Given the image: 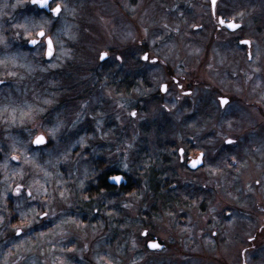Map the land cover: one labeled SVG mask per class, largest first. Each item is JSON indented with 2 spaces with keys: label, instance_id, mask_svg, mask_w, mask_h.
Wrapping results in <instances>:
<instances>
[{
  "label": "flooded vegetation",
  "instance_id": "flooded-vegetation-1",
  "mask_svg": "<svg viewBox=\"0 0 264 264\" xmlns=\"http://www.w3.org/2000/svg\"><path fill=\"white\" fill-rule=\"evenodd\" d=\"M137 1L132 0L131 5H137ZM148 3L152 10L165 8L167 18L162 22H167L164 24L167 28L163 25L161 31L155 30L149 44L140 42L138 51L129 53L137 65L146 66L142 71L137 69L138 76L131 83L121 81V67L116 71L119 76L115 80L122 93L136 91L132 93L135 103L132 111L137 113L148 104L149 108L161 107L163 115L145 118V124L138 130L117 127L111 141L104 135L97 136L101 137L99 144L91 142L86 151L94 147L101 155L115 154L117 160L107 163V156L103 155L95 166H84L81 195L74 188V179H69V185H61L67 189L65 195L72 202L70 208H75L87 224L88 233L97 230L96 227L107 229L110 238L105 244L109 249L118 250L119 263L130 249L128 238L131 234L137 236L140 230L135 251L139 255L144 252L149 263L160 259L157 264H234L226 262L227 259L220 263L212 259L209 252L228 250L229 258L233 255L229 250L236 251L238 246L240 257L238 259L235 252V264H246L249 253H264V240L260 242L264 236V150L261 154L255 152L254 143L249 141V136L259 126L264 133V7L258 0H216L214 7L212 0H150ZM255 10H263V13L254 14ZM192 17L200 23L191 21ZM220 19L225 21L223 25ZM229 21L240 27L229 29ZM150 22H154V18ZM191 24L192 32H200L197 38L190 39L187 34ZM151 27L156 28L155 24ZM5 36L7 42L12 40L11 34ZM245 40L250 43L241 44ZM189 46L194 51H202L205 59L200 68L188 65ZM145 54L149 61L141 59ZM99 57L98 62L103 64L108 55L102 61ZM37 59H41L42 64L50 61L42 54H38ZM116 62L122 61L116 57ZM53 71L52 75L57 77L53 78L60 79ZM88 72L92 77L91 68ZM46 76L53 80L51 74ZM63 77L61 85L66 86L65 75ZM48 79L35 85L42 95L49 92V88H55L45 84ZM0 81H3L0 87L6 83ZM237 81L248 92L239 91ZM161 85H167L166 92L161 91ZM27 95L29 93L25 100ZM220 98L228 101L223 107ZM4 103L0 100V105ZM140 104L142 106L138 107ZM236 105L250 109L261 122L250 113L243 117L234 114ZM13 137L25 142L30 140L28 136L24 139L22 128L15 132L0 130V164ZM229 138L235 143L226 144L225 140ZM51 143L50 140L45 150L53 147ZM180 149L184 150V156ZM201 152L204 153L203 164L190 167L188 161ZM37 159L44 164L42 153ZM9 163L15 165L16 162ZM47 170L54 173L53 179L47 180L46 184L51 207L60 213L58 190L61 185L56 181L61 182V169L58 166L53 170L49 166ZM114 174L124 177L119 185L108 179ZM70 175L75 177V172ZM5 176L9 177L6 183ZM43 177L39 179L41 184L45 183ZM19 181L20 177H12L11 168L0 167V191ZM23 182L26 185L30 182L27 175ZM79 183L78 180L76 185ZM85 196L88 199H84ZM15 203L13 198L9 212ZM157 218L164 219V225L167 220L163 233L151 230L155 227L153 220L156 223ZM47 223L45 221L42 227ZM127 227L135 232L130 229L126 232ZM13 237L14 233L5 229L4 235H0V247L12 250ZM150 241L160 246L150 248ZM176 250L174 260L171 255ZM195 250H202L205 256L190 258V251ZM78 260L73 263L90 264L91 259ZM5 261L0 259V263Z\"/></svg>",
  "mask_w": 264,
  "mask_h": 264
},
{
  "label": "rangeland",
  "instance_id": "rangeland-1",
  "mask_svg": "<svg viewBox=\"0 0 264 264\" xmlns=\"http://www.w3.org/2000/svg\"><path fill=\"white\" fill-rule=\"evenodd\" d=\"M19 2L20 4L13 8L12 5L17 4L18 0H0V36L12 35V40L8 42L11 47L5 49L0 46V59L4 55L15 54L18 57L15 64L8 63L7 66L0 64V80L6 81L0 87V100L5 102L4 105H0V130L15 132L22 128L25 135L24 139L27 140L30 133L44 132L47 135L48 128H56L54 137L50 139L51 144H53L50 146L53 147L44 149L40 153H42L44 160L54 159L59 153L75 145L70 158L58 166L61 169L60 179L63 185H69V179L70 181L74 179L77 184L78 180L79 182L83 180L82 175L86 172L84 166H95L104 156H107V163L117 160L115 154H103V156L94 147L86 151L93 142L99 144L101 137L99 139L97 136L104 135L111 141L114 139V129H117V127L130 131L133 129L138 130L145 124V118L163 115L161 107L151 106L149 108L147 104L144 109L137 108V116L131 118L129 113L135 108L132 93L135 94L136 91L122 93L121 90H118L116 85L118 80L115 79L119 76L116 71L122 67L121 81L131 83L133 78L138 76L137 69L142 71L146 67L142 64L137 65L130 58L129 53H136L140 42L149 44L151 35L155 33V30L157 32L162 30V26L167 23L162 22L167 18V11L164 10L165 8L157 11L152 10L148 3L150 0H138L137 5H131L132 0H60L67 6L68 11L63 13L61 18L54 19L48 26L49 33L59 38L60 43L55 47V53L59 58L42 64L43 61L37 59V51L29 50L26 47L23 41V31L12 27L14 24L24 23L25 17L36 15V10L29 4V0H19ZM258 2H262V7H264V0H258ZM262 13L263 10L254 11V14L260 15ZM152 18H154V22H150ZM195 19L192 17L191 21L200 23ZM151 24H155L156 28L151 27ZM192 26L193 24L188 27L187 33L190 39L197 38L200 34L198 31L192 32ZM65 27H68V36H65L62 31ZM166 28L167 25H164V29ZM17 31L21 32L20 39L15 38ZM152 40L155 41L156 38H152ZM188 48V65L200 68L205 59L202 51H194L190 46ZM62 49L68 50V54L64 55ZM100 52L108 55L103 64L98 62ZM116 57L121 58L122 62L120 64L116 62ZM52 62L57 66L54 68L48 67V64ZM21 64L31 65V70L20 67ZM214 65L216 64L214 63ZM90 68L92 69L93 78L88 76L90 72V70L88 72V69ZM53 70L60 79L53 78ZM9 71L16 72V75L9 77L7 75ZM58 71L60 72L58 73ZM50 74L53 80L47 78L46 75ZM64 75L66 86L61 85ZM45 79L49 80L45 84L55 88H49V92L46 91L42 95L41 89H35V85ZM136 83H138L137 79ZM236 87L239 91L248 92L241 88L239 81H237ZM135 88L138 89L139 87L136 86ZM28 93L29 95L25 100ZM242 94L246 96L245 93ZM238 98L245 99L242 96H238ZM45 100H50L51 103H43ZM27 105L33 107L34 115L31 120L26 119L21 124L20 110H27ZM118 105L122 106L118 107ZM140 106L142 105L140 104L138 107ZM14 108L16 109L15 124L11 123ZM4 109H7V111H4ZM36 109H43V111H36ZM233 113L242 117L248 116L250 113L257 121L261 122L260 117L252 114L250 109L243 105H236ZM97 120L101 122L99 131H97ZM73 121H76V123L73 124ZM148 121L151 122L149 119ZM82 136L86 138L87 147L85 148H81L77 144ZM249 141L254 143V151L261 154L264 150V133L261 126L256 128L249 136ZM8 151L5 150V153H8ZM123 161L126 164V161ZM41 166H44V164ZM25 171L30 179L29 183L33 180H39L40 176L43 175L42 173L40 175L41 171L39 172V169H34L31 166H26ZM74 172L75 177L70 175ZM52 177H48L47 180H52ZM44 179L45 177L42 178V181ZM65 179H67L66 183ZM76 184L74 188L81 195L82 192ZM33 190L35 191V185ZM67 200H60L59 211L73 217L79 222V225L77 223L63 225V231L66 233L63 239L59 236L49 235L37 240L35 235L32 234L31 243L26 242L22 249L13 247V243H18L13 237L11 240L12 250L0 247V259L6 260L0 264H61V261L65 259L67 264H74V260H81V258L85 260L86 257L91 259L90 264H157L160 261V259H153L149 263L144 252H142V255L137 254L135 246L139 243L137 236L140 230H138L137 236L131 234L128 238L130 249L125 252L122 257L123 261L119 263L120 254H118V250L109 249L110 247L105 244L110 238L107 229L101 230L96 227L97 230L88 233L87 224L81 220L80 214H77L75 208H70L72 206L71 200ZM144 205L142 203V206ZM158 220L157 218L156 223L153 220L155 227L151 230L155 233H163L166 229L167 220L165 225L164 219ZM42 226L40 225V227ZM129 229L135 232L134 229L128 227L126 232ZM102 233L103 235H101ZM262 240H264V236L260 238V242ZM64 248H73L75 251L73 253L61 251ZM10 251L11 255H5ZM177 252L178 250L171 255L174 260ZM229 252L233 253L232 257L229 258L228 250H214L209 253L212 259H217L220 263H224L227 259L226 262L235 264V252L239 259L240 249L237 246L236 251L230 249ZM103 253L104 257H101ZM263 254L258 255L255 251L249 253L246 264H264ZM203 256L205 254L202 250L190 251V258Z\"/></svg>",
  "mask_w": 264,
  "mask_h": 264
},
{
  "label": "snow or ice",
  "instance_id": "snow-or-ice-1",
  "mask_svg": "<svg viewBox=\"0 0 264 264\" xmlns=\"http://www.w3.org/2000/svg\"><path fill=\"white\" fill-rule=\"evenodd\" d=\"M29 3L33 8L37 10V14L31 17H25V22L20 24L12 25L13 28L20 29L23 31V41L24 43L32 50L37 51L38 54H42L43 58H47L48 60H55L59 57L55 53V47L60 43L58 36H54L49 33V25L52 23L54 19H58L62 17V14L67 12V6L60 2V0H29ZM216 0H212L213 7L215 6ZM18 4H20L19 0L17 4H13L12 7L15 8ZM242 15V13L240 14ZM222 25L225 23L223 19L219 21ZM227 27L229 29L235 30L240 27L239 24L229 21L227 23ZM63 34L65 36L69 35L68 27L62 29ZM16 39L21 38V32L17 31L15 34ZM249 41H241V44L248 45ZM0 46L7 49L11 47V45L7 42V37L0 36ZM64 55L68 54V50L62 49ZM107 56V53H101V60H104ZM117 59H121L117 57ZM141 59L145 61H149V57L147 54L143 55ZM249 59H251V53L249 54ZM18 61V57L13 55H4L2 59H0V64L7 66L8 63L15 64ZM152 63H155L153 60ZM57 65L52 62L48 64V67H56ZM20 67L27 68L31 70V65L29 64H21ZM42 71L44 69H41ZM9 77H14L16 72L9 71L7 72ZM3 83V81H0ZM161 91H167V85H161ZM45 104L51 103L50 100L43 101ZM228 101L225 98H220L221 107L225 106ZM122 105H118L121 107ZM27 110H20V123L23 124L24 121L31 120L34 111L31 105H27ZM83 107V106H82ZM7 111V109H4ZM36 111H43V109H36ZM16 109L12 110L11 115V123L15 124ZM129 115L133 118L137 116L135 111H131ZM76 121H73L75 124ZM97 131L100 130L101 122L97 120ZM58 127V126H57ZM56 128H48L47 135L44 132H34V134L30 133V140L21 141L19 138L13 137L12 143L9 145V151L4 156L2 164L0 167H3L5 170L11 168L12 169V177H20V181L16 182L14 186L8 185L4 188V190L0 191V235H4V230L8 229L10 232L14 233V238L18 243H13V247L17 249H22L23 245L27 243H31L32 234L35 235L37 240L42 239L46 236L53 235L59 236L63 239L66 236V233L63 231V225L68 223H77L79 222L75 220L73 217L68 216L66 213L57 211L51 207V199H49L48 195V187L47 178L52 176L54 173L47 170L50 166L53 170L57 169L58 165L63 162H66L71 154L75 145L69 147L66 151L59 153L54 159L50 158L44 161V166H41L37 157L40 154V150L47 148L50 139L54 137ZM225 143L231 145L235 143L233 140L226 139ZM77 144L81 148L87 147L86 138L80 137ZM181 156H184V150L180 149ZM79 155V153H78ZM9 161L16 162L15 165L9 163ZM204 161V153H200L195 159H190L188 161L189 166L196 168L201 166ZM235 163V160H233ZM26 166H31L34 169H39L43 173L45 177V183L41 184L39 180H33L31 183L27 185L23 182L25 176L27 175L25 171ZM126 168L127 165H124ZM59 175V173H55ZM9 177L5 176V183ZM110 181H112L115 185H119L124 177L121 174H114L108 177ZM57 184L61 185L59 179H57ZM35 185V191L33 187ZM79 188L81 191L84 189V181H80ZM67 189L63 188L61 185L60 190H58V195L60 200L66 201L67 196L65 192ZM43 197V198H42ZM15 199L16 203L14 207L9 212V203L12 199ZM84 199H88L87 196ZM127 207V205H125ZM97 211L99 209L97 208ZM212 211V209H209ZM8 212L9 215L6 216L5 213ZM18 221L17 223H12V221ZM47 221L48 223L44 225V227H40V225L44 224ZM39 229V230H37ZM142 235H147V233H142ZM150 248H158L160 245L156 242H149L148 245ZM61 251L67 253H73L75 249L73 248H64ZM12 253H6L5 255H11ZM61 264H67V260H62Z\"/></svg>",
  "mask_w": 264,
  "mask_h": 264
},
{
  "label": "water",
  "instance_id": "water-1",
  "mask_svg": "<svg viewBox=\"0 0 264 264\" xmlns=\"http://www.w3.org/2000/svg\"><path fill=\"white\" fill-rule=\"evenodd\" d=\"M29 4H30V3H29ZM30 5H31V4H30ZM100 57H101V54H100ZM100 57H99V60L102 61ZM45 59L48 60L47 58H45Z\"/></svg>",
  "mask_w": 264,
  "mask_h": 264
},
{
  "label": "trees",
  "instance_id": "trees-1",
  "mask_svg": "<svg viewBox=\"0 0 264 264\" xmlns=\"http://www.w3.org/2000/svg\"><path fill=\"white\" fill-rule=\"evenodd\" d=\"M36 14H37V11H36ZM12 24H14V23L12 22Z\"/></svg>",
  "mask_w": 264,
  "mask_h": 264
}]
</instances>
